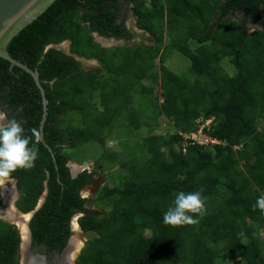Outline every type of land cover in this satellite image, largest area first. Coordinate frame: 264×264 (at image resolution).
Instances as JSON below:
<instances>
[{"label": "trees", "instance_id": "trees-1", "mask_svg": "<svg viewBox=\"0 0 264 264\" xmlns=\"http://www.w3.org/2000/svg\"><path fill=\"white\" fill-rule=\"evenodd\" d=\"M130 11L156 45H131ZM95 33L126 44L105 48ZM67 40L71 55L46 51ZM165 50L189 58V70L201 79L191 81L170 70L162 59ZM9 51L39 70L49 102L42 130L41 89L23 68L0 57V110L17 118L27 134L33 128L40 133L35 166L9 177L19 180L18 206L24 213L34 210L48 189L30 221L33 247L44 244L47 252L61 253L72 235L73 217L82 214L80 226L94 237L77 264H217L227 259L264 264V207L259 203L264 198V0H56L12 40ZM73 55L97 60L100 68L87 71ZM159 79L162 112L176 132L143 136L145 109L135 112L127 103L133 92L146 106ZM121 94L130 100L123 101ZM77 111H82L83 128L71 130L68 120ZM126 111L129 131L114 136L117 118ZM201 118L213 119L207 137L187 141L184 134L197 131ZM109 138L119 139L131 160L108 148L104 159L113 164L119 156L128 174L115 187L105 185L96 198L85 199L82 193L97 183L96 173L85 170L73 178L62 147L77 150L92 140L105 146ZM180 191H201L205 211L195 214L197 223L167 225L164 212ZM95 203L102 207L96 209ZM20 244L14 225L0 221V264H20Z\"/></svg>", "mask_w": 264, "mask_h": 264}, {"label": "rangeland", "instance_id": "rangeland-1", "mask_svg": "<svg viewBox=\"0 0 264 264\" xmlns=\"http://www.w3.org/2000/svg\"><path fill=\"white\" fill-rule=\"evenodd\" d=\"M131 15L129 18V26L131 27L132 30H134L137 34L135 35V40L136 42L131 44V45H135V47H137V43L138 44H146V45H151L154 46L157 44V42L153 39L152 35L145 30L142 31H138V26H136V24L138 25V23L136 22V19L134 17L133 12L131 11ZM137 28V31H136ZM168 38H164V43L165 45L167 44ZM119 43H123V42H112L110 44L106 43L109 46H114V45H118ZM61 49H66L65 44L61 45ZM164 49V46H163ZM169 50H165L162 54V59H164V63L168 66V68L172 71H175L178 74H181L182 76H184L186 79L189 78V80L193 81L196 78L201 79L200 77H198L194 72H191L189 70V67L192 65V61L187 58L184 57L182 54L180 53H173L171 55L168 54ZM120 53L122 51H119ZM107 58L111 57L112 54H107ZM170 56V57H169ZM111 62V61H110ZM118 62V61H117ZM116 61H114L115 65L117 63ZM83 66L87 71H91V70H98L100 68V64L96 63L93 60L90 61H86V60H82ZM118 63H123L122 61L118 62ZM158 71L159 73L163 72V67H161L160 64H158ZM225 69L228 73H233V69L232 67L226 63L224 64ZM112 76H114L113 73H111ZM160 79L157 83H155L153 85V87L155 88L156 94L153 95V97H148L149 94H147V99H146V106L145 103H143L142 105V101L141 103L139 101H137L139 98H141L140 96L134 95V93L132 92V99L134 102H131L132 99H128L129 97L125 94H121V97L123 99V101H129L127 103V107H130L132 110H135V112L137 111V108H144V114L146 116H148L147 119L144 120V127H143V131H142V135L146 136L149 133H153L155 135L158 134H163V135H167V133H169L168 135H174L176 132V129L173 127V125L171 124L170 121H168V119L164 116L163 112H162V104L164 102V98H163V93L164 90L163 88L159 87L160 86ZM110 83L112 84V81H110ZM113 84H116V82H113ZM145 85H147V82H144ZM170 93V87L169 90L167 91V94ZM136 94V93H135ZM146 96L143 94V97ZM138 97V98H137ZM98 102H100V98L97 100ZM137 102V103H136ZM100 108H103L100 106ZM143 110V109H142ZM82 111H77L76 114L77 115H70V120H68V127L69 129L72 130V128L74 129L76 126H80L81 128H83V119L82 116H80ZM73 117V118H71ZM128 114L127 111L124 112L122 115H119L117 118V126L118 129H116L114 136L118 135V134H122V133H127L129 131V122H123V119L127 118ZM155 120V123H154ZM208 120V119H207ZM204 118H201L197 121V124L199 125V131L198 133H194L193 135H189V136H185L186 138H195V140L197 141H204L203 140V135H202V128L204 127L203 124H205L206 122V126H211V122L207 121ZM152 121V123H151ZM151 123V124H150ZM155 124L152 126V124ZM157 125V126H156ZM202 125V126H201ZM201 127V129H200ZM150 131V132H149ZM126 141V140H125ZM83 146V147H81ZM81 146V148H78L77 150L71 149V147L69 148H63L61 150V154L65 155L66 157H68V159H70V163H68L69 165H71V163H77V164H84L86 162H89V170L90 171H95L96 176L95 179L97 181L96 184H91L89 185L84 191H83V197L85 199L88 198H96L99 194V192L101 191L102 187L105 185H110L112 187H115V185H118L119 182L121 181L122 177L126 176L128 174L127 169L122 168L121 167V160L119 159V156H116L118 158V161L113 163V164H109L107 163V161L104 159V151L105 149H110L111 151H116L119 153H122L123 159L127 162L129 160H131V157L127 154L126 149L124 147V145H121V142L119 141V139H115V138H109L106 141V145L103 146L101 145L99 142H96L95 140H92L91 142H85L83 143ZM109 152V151H108ZM102 156V157H101ZM101 158V159H100ZM101 160V164L100 165H96V162L98 160ZM130 166V165H129ZM74 171V170H73ZM130 171V170H129ZM96 205V209H100L102 206L99 203H95ZM94 207L92 208H95ZM107 211V210H106ZM74 219V218H73ZM74 223V220H73ZM77 233V238H75V241H77V244H81V246H84L85 244V239L86 236H82L81 232L76 231ZM264 235V233H263ZM94 237L92 234H89L87 237V241ZM23 245V244H22ZM83 248V247H81ZM30 251V250H29ZM74 253H72L73 255ZM23 264V263H21ZM74 264V262H73ZM217 264H240V260H238L237 262H233V260H218Z\"/></svg>", "mask_w": 264, "mask_h": 264}, {"label": "clouds", "instance_id": "clouds-1", "mask_svg": "<svg viewBox=\"0 0 264 264\" xmlns=\"http://www.w3.org/2000/svg\"><path fill=\"white\" fill-rule=\"evenodd\" d=\"M129 14H130V16H132L131 11ZM133 14H134V12H133ZM134 17L137 21V17L135 15H134ZM128 22H129V19H128ZM128 26H129V23H128ZM136 26H137V24H136ZM136 31H137V28H136ZM138 31H142V30L138 28ZM133 32L135 33V35L137 34L134 30H133ZM96 34L98 36H100L101 38H105L106 40H108V44L112 43L111 40H116L114 38H106V37L99 35L98 33H95L94 37H95L96 42H98L97 41L98 37L95 36ZM116 41L117 42H123V43H119L118 45H114V46H109L106 43L104 45L102 43H99V42L98 43L101 44L105 48H113V47H117V46H121V45L126 44V42L123 40H121V41L116 40ZM67 42H69V45H66ZM135 42H136V40L134 38L132 40L131 44H133ZM64 44L66 45V49H61V45H64ZM71 44H72V42L70 40L64 41L60 44H52L46 48V51H48L51 48H54V49L61 50L65 53L71 55ZM73 56L80 62H82V60L90 61L89 59H86L84 57H80L78 55H73ZM92 60L95 61L96 63H99L97 60H94V59H92ZM32 70L39 72L38 69H32ZM39 74H40V72H39ZM40 81H41V78H40ZM41 84H42V81H41ZM48 104H49V102H48ZM43 110H44V105H43ZM43 114H44V111H43ZM47 117H48V111H47ZM46 120H47V118H46ZM46 120H45V122H46ZM207 121L211 122V124L213 123L212 118L208 119ZM45 122L43 124V121H42V126H41L42 130H43V127L45 125ZM206 123L203 124L204 127L201 130L202 135L204 137H207V134L205 133V129L207 127H210V126H206ZM200 129H201V127H200ZM198 131H199V129L197 131L192 132V133L184 134V138H186L185 136H189V135H193L194 133H198ZM30 133H31L30 135L26 133L24 126L21 124V122L17 118H15V117L8 118L7 114L4 111L0 110V178H9L18 169H31L35 166V162L37 161L38 155H39V148L37 146V141H38V137H39L40 133H39V130L35 129V128L31 129ZM43 138L44 137L42 135V137H41L42 141H44ZM186 140L187 141L195 140V138L189 137V138H186ZM195 141H197V140H195ZM210 142L218 143L219 141L211 138ZM66 147L69 148L70 146H63V148H66ZM70 162H72V161H69L68 163H70ZM72 165L76 166V171L82 167V164H77V163H71V165L68 164V167L70 168V170L72 169L71 174H73V170H74V167ZM85 170H89V167ZM85 170L79 172V174L84 172ZM9 179H10V182H5L6 185L11 184L15 188V184H17V188L19 189V186H18L19 180L16 177L9 178ZM205 201H206V198L203 196L201 191H190V192L180 191V192H177L175 194V197H174L172 204L164 212L163 222L167 225H173V226L190 225V224L197 223V220L195 219V214H203V212L205 211V208H206ZM259 203H260L261 207H264V198H261ZM13 205H14V202L12 203V206ZM76 215H82V214H76ZM79 218H78V220H79ZM78 220H77V223H78ZM71 222H73V221H71Z\"/></svg>", "mask_w": 264, "mask_h": 264}, {"label": "water", "instance_id": "water-1", "mask_svg": "<svg viewBox=\"0 0 264 264\" xmlns=\"http://www.w3.org/2000/svg\"><path fill=\"white\" fill-rule=\"evenodd\" d=\"M55 1L56 0H0V57L9 60L11 62V67L15 65L19 66L23 68L24 70H26L28 73H30L34 77L36 84L41 89V93L43 96V105H44L43 124L47 118L48 100L45 96V93H46L45 89L43 88L41 81H40V74L38 71L32 70L26 64L13 58L10 54L9 46L12 40L16 36H18L28 25L32 24L35 20H37L43 13H45L47 9L51 7ZM95 36L98 37L97 41L99 43H102L103 45L105 43H108V40H106L105 38H101L97 34ZM111 42L116 43L117 41L111 40ZM66 45H69V42H67ZM89 165H90L89 162L84 163L79 170H77L76 172L73 171L72 177L76 178L79 172L87 169ZM72 166L74 167L75 165H72ZM47 195H48V189L46 187L35 210L29 212L28 214H25V216H27V219L23 218L24 213L15 209V211L10 212L11 215L10 217H8V220L12 223H18L19 219L17 217H20L21 221L27 224V220L29 218H32L34 214L37 212V210L43 205V203L45 202L47 198ZM82 196H83V193H82ZM13 202L14 200H11L10 204L12 205ZM80 216L82 215L74 216V219H73L74 223L72 222V228L74 230L78 227L80 229V226L77 223V220ZM8 220L7 218H5V221H8ZM27 237L28 239L22 245V252H21L22 258L20 260V264L21 263L24 264V255H25L24 248L27 250V252H29V242H28L29 236ZM71 241H75V237L70 240V243ZM70 243H69L67 250L70 247ZM81 250L82 248H80V250L78 251L77 257L80 255Z\"/></svg>", "mask_w": 264, "mask_h": 264}, {"label": "flooded vegetation", "instance_id": "flooded-vegetation-1", "mask_svg": "<svg viewBox=\"0 0 264 264\" xmlns=\"http://www.w3.org/2000/svg\"><path fill=\"white\" fill-rule=\"evenodd\" d=\"M5 182H10V179L9 178H0V199L3 200L2 205H0V215H1L0 216V221L9 223L11 225H14V227L18 231V233L20 235V238H21V244H20V248H19L20 260H21V258H22V254H21V252H22V244H24L26 241H24L23 233H22V230H21L20 226L18 225V223H12V222H10L8 220V217H10V215H11L10 212L15 211V209H17L18 211H21L22 213H24L18 206V201L20 199L21 193H20V190L17 188V184H15V188H14V186H12L11 184L10 185H6ZM11 200H14V205L13 206L10 204ZM38 203H39V201H38ZM38 203H37V205H38ZM25 214H28V213H24L23 216H25ZM5 218H7L8 221H5ZM32 218H29L27 220V224H26V226H27L26 227L27 236H29V241L28 242H29V250H30L27 254H26V251H25L26 256L28 258L33 257V261L34 262H40V264H62V262L64 260V256H65L66 250H67V248L69 246L70 240L72 238H74V237L77 238L76 231H78L79 227L74 230L72 228V222H71L70 227H71L72 235L70 236L66 247L64 248V250L61 253H57L55 250L52 251V252H47L46 246L44 244L36 246V247H33V245H32L33 237H32V230H31V227H30V221H31ZM78 224H79V222H78ZM79 226H80V224H79ZM79 232H81L83 237L86 236V238L83 239V240L86 241L85 242V244H86L87 243V237H88L89 234L86 233L85 231H83L81 226H80ZM85 244H84V246H85ZM84 246H81V247H84ZM77 260H78V257L76 256L75 260L73 261L74 264H77Z\"/></svg>", "mask_w": 264, "mask_h": 264}, {"label": "bare ground", "instance_id": "bare-ground-1", "mask_svg": "<svg viewBox=\"0 0 264 264\" xmlns=\"http://www.w3.org/2000/svg\"><path fill=\"white\" fill-rule=\"evenodd\" d=\"M74 172H76V167L75 166H74ZM24 223H22V225ZM25 227H27V226H25ZM23 234H24V236L26 238V231H24ZM77 243H78L77 241H71L70 247L65 253L64 260H63L62 264H73V261L75 260L77 254H78V251L81 248V244H77ZM72 253H74V254L72 255ZM24 264H40V262H34L33 261V257H30L28 259H25V257H24Z\"/></svg>", "mask_w": 264, "mask_h": 264}, {"label": "crops", "instance_id": "crops-1", "mask_svg": "<svg viewBox=\"0 0 264 264\" xmlns=\"http://www.w3.org/2000/svg\"><path fill=\"white\" fill-rule=\"evenodd\" d=\"M137 22V21H136ZM14 217V216H13ZM16 217V216H15ZM19 220H18V225L21 227V230H22V233L24 232V231H26V238H25V236H24V234H23V237H24V241H26V239H28V237H27V230H26V224L24 223V222H22L21 221V218L20 217H17ZM24 219H27V216H24L23 217ZM24 223L23 225H22V223ZM24 227V228H23ZM26 251V254L28 253L27 252V250L24 248V252ZM26 254L24 255V257H25V259H28V257L26 256Z\"/></svg>", "mask_w": 264, "mask_h": 264}]
</instances>
